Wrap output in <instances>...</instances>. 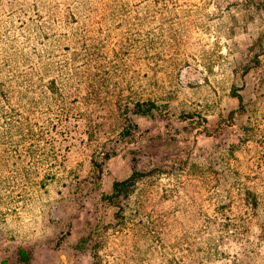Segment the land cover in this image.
Listing matches in <instances>:
<instances>
[{"label": "rangeland", "instance_id": "obj_1", "mask_svg": "<svg viewBox=\"0 0 264 264\" xmlns=\"http://www.w3.org/2000/svg\"><path fill=\"white\" fill-rule=\"evenodd\" d=\"M0 264H264V0H0Z\"/></svg>", "mask_w": 264, "mask_h": 264}, {"label": "trees", "instance_id": "obj_2", "mask_svg": "<svg viewBox=\"0 0 264 264\" xmlns=\"http://www.w3.org/2000/svg\"><path fill=\"white\" fill-rule=\"evenodd\" d=\"M136 105L137 107L140 106V104H136ZM135 180H136V173H133L125 180L113 182L112 184L113 193L111 195L116 196V194H119L122 191H126V189H128V187L132 185L133 181ZM19 256L20 259H22L23 261H26L28 258L27 253L24 250L19 251Z\"/></svg>", "mask_w": 264, "mask_h": 264}]
</instances>
